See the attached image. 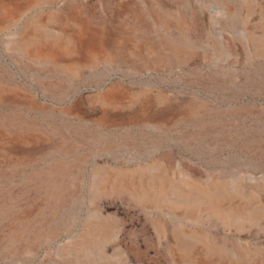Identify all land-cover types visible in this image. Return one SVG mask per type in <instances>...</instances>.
Wrapping results in <instances>:
<instances>
[{
	"label": "rangeland",
	"instance_id": "374dc122",
	"mask_svg": "<svg viewBox=\"0 0 264 264\" xmlns=\"http://www.w3.org/2000/svg\"><path fill=\"white\" fill-rule=\"evenodd\" d=\"M0 264H264V0H0Z\"/></svg>",
	"mask_w": 264,
	"mask_h": 264
},
{
	"label": "bare ground",
	"instance_id": "6f19581e",
	"mask_svg": "<svg viewBox=\"0 0 264 264\" xmlns=\"http://www.w3.org/2000/svg\"><path fill=\"white\" fill-rule=\"evenodd\" d=\"M30 53V52H29ZM33 60V59H32Z\"/></svg>",
	"mask_w": 264,
	"mask_h": 264
}]
</instances>
